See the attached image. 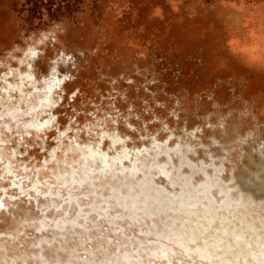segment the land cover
<instances>
[{
	"label": "rangeland",
	"instance_id": "1",
	"mask_svg": "<svg viewBox=\"0 0 264 264\" xmlns=\"http://www.w3.org/2000/svg\"><path fill=\"white\" fill-rule=\"evenodd\" d=\"M47 90L52 123L25 137L22 166L41 168L42 140L115 130L134 148L200 128L198 153L228 151L230 169L264 138V0H0V95Z\"/></svg>",
	"mask_w": 264,
	"mask_h": 264
},
{
	"label": "bare ground",
	"instance_id": "2",
	"mask_svg": "<svg viewBox=\"0 0 264 264\" xmlns=\"http://www.w3.org/2000/svg\"><path fill=\"white\" fill-rule=\"evenodd\" d=\"M53 106L50 90L14 103L0 95L1 264H264V138L230 169L228 151L205 143L198 153L200 128L134 148L115 130L52 150L42 140V169L20 165ZM26 237L27 255L17 251Z\"/></svg>",
	"mask_w": 264,
	"mask_h": 264
}]
</instances>
